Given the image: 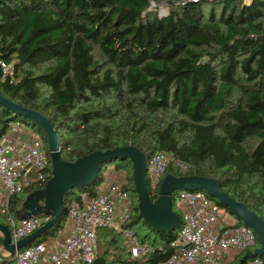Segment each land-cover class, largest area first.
<instances>
[{"label":"trees","instance_id":"trees-1","mask_svg":"<svg viewBox=\"0 0 264 264\" xmlns=\"http://www.w3.org/2000/svg\"><path fill=\"white\" fill-rule=\"evenodd\" d=\"M160 1L0 0V58L15 65L13 78L0 74V89L50 120L69 162L131 145L148 165L165 152L188 169L173 162L164 178L219 179L264 220V0H177L170 12L153 13L151 2ZM98 55L108 65L104 71ZM12 119L0 106V136ZM25 121L42 133L49 150L44 130ZM111 164L127 174L132 204L126 228L155 251L133 259L124 235L105 229L93 264L164 263L181 226L168 236L153 232L140 217L131 161ZM109 165L94 186L65 197L66 210L73 196L94 194ZM48 173L51 179V158ZM45 185L13 197L0 223L19 220L27 193ZM150 196L156 202L159 192ZM1 264H14L13 256L6 254Z\"/></svg>","mask_w":264,"mask_h":264},{"label":"built area","instance_id":"built-area-1","mask_svg":"<svg viewBox=\"0 0 264 264\" xmlns=\"http://www.w3.org/2000/svg\"><path fill=\"white\" fill-rule=\"evenodd\" d=\"M14 68V62L8 64L0 58L3 80L13 78ZM49 158L40 131L22 119L9 122L0 136L1 213L9 211L13 197L47 182ZM173 162L183 170L188 169L165 152L150 158L147 165L150 193L160 194L164 175ZM127 185L125 171L106 170L94 194L85 191L70 199L64 220L56 231L23 249L17 248V244L43 228L52 217L17 221L10 217L14 264H93L98 255L99 233L105 229L124 235L133 259L146 258L155 250L142 244L133 229L126 228L132 204ZM175 199L181 228L170 244L172 255L160 264H234L261 247L255 231L239 225L238 220L206 192L181 191ZM7 253L0 245V264ZM245 264H264V258H250Z\"/></svg>","mask_w":264,"mask_h":264},{"label":"water","instance_id":"water-1","mask_svg":"<svg viewBox=\"0 0 264 264\" xmlns=\"http://www.w3.org/2000/svg\"><path fill=\"white\" fill-rule=\"evenodd\" d=\"M0 106L12 114L13 121L23 118L33 122L44 130L52 161L53 177L47 189L44 193L35 192L31 194L23 205V210L27 214H18L20 220L37 216H50L52 220L30 237L20 241L16 246L17 248L23 249L30 246L62 221L66 214L65 197L68 194L74 190L94 186L100 178L104 166L115 161L130 160L133 165L134 184L138 195L140 217L153 232L168 236L180 228L181 219L173 207L175 193L181 191H203L217 200L223 207L228 208L236 218L242 220L255 231L261 247L255 250L254 253H248L243 260V264L250 258H264V220L250 210L243 202L234 199L226 192L219 179L196 175L183 177L168 175L163 180L157 201L153 202L147 181L146 156L137 147L129 145L107 151L98 150L74 162H69L62 156L58 131L45 115L6 98L1 89ZM43 199H49L57 206L54 214L47 212L46 208L40 205V201ZM0 228L7 231L6 227L2 224H0ZM3 247L10 255L14 253L15 246L11 245L9 235Z\"/></svg>","mask_w":264,"mask_h":264},{"label":"rangeland","instance_id":"rangeland-1","mask_svg":"<svg viewBox=\"0 0 264 264\" xmlns=\"http://www.w3.org/2000/svg\"><path fill=\"white\" fill-rule=\"evenodd\" d=\"M176 1L177 0H164V1H160V2H151L150 10L153 13H156L157 12V13H160V14H166V13H168V12H170L172 10V8H171L172 6L171 5H172V3H175ZM249 1L250 0H245V2H249ZM209 13H210V8L206 9L207 16H209ZM220 13H221V8L219 7V9H218V17L220 16ZM97 58L99 60V63L102 66V70L104 71V69H107L108 68V65L107 64H104V60L102 59V57H100L98 55ZM46 66L47 65H44V66L40 67L39 69L35 70V72L36 73H41L45 69ZM131 123H132V120H131ZM138 126H140V124ZM67 137L71 138L70 135L69 136L67 135ZM115 168H116V164H111V165L108 166L107 172L110 171L112 173H118V171L115 170ZM131 169H132V167L129 165V163H127V165L125 167L126 172L130 173ZM50 180L51 179H48V181L46 182V185H45V187L43 189L32 190V191H30V192L27 193V195L24 198V202H23L21 208L16 212L17 215L18 214L19 215H26L27 214L23 210V205H24L25 201L27 200V198L31 194L35 193V192L44 193L45 190L48 187V184H49ZM40 205H42L43 207H45L46 208V211L49 212V213H52V214H54L55 211H56V209H57V206L55 204H53L52 201L49 200V199H43V200H41L40 201ZM8 212L9 211H6V213H4V214L1 213V214L4 215V216H7L8 215ZM9 218H8V220H4V224H2L3 226L6 227L7 231L0 228V245L1 246H3L4 242L7 241L8 235H9V239H12V222L9 221Z\"/></svg>","mask_w":264,"mask_h":264}]
</instances>
